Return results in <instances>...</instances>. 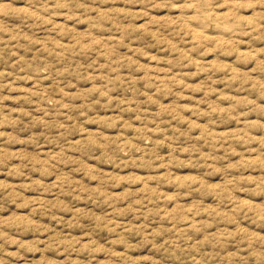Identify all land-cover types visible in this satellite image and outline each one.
Returning <instances> with one entry per match:
<instances>
[{"label": "rangeland", "instance_id": "374dc122", "mask_svg": "<svg viewBox=\"0 0 264 264\" xmlns=\"http://www.w3.org/2000/svg\"><path fill=\"white\" fill-rule=\"evenodd\" d=\"M0 264H264V0H0Z\"/></svg>", "mask_w": 264, "mask_h": 264}, {"label": "bare ground", "instance_id": "6f19581e", "mask_svg": "<svg viewBox=\"0 0 264 264\" xmlns=\"http://www.w3.org/2000/svg\"><path fill=\"white\" fill-rule=\"evenodd\" d=\"M228 6H229V4H228ZM194 8H195V6H194ZM196 8H197V6H196ZM204 11V10H203ZM202 12V11H201ZM194 13V12H193ZM207 13H209L208 11H207ZM200 14V13H199ZM196 15V14H195ZM221 15V14H220ZM220 15H219V17H220ZM210 17H211V15H210ZM187 18V17H186ZM196 18V17H195ZM217 20V19H216ZM188 22V21H187ZM223 27V26H222ZM195 31H197L196 29H195Z\"/></svg>", "mask_w": 264, "mask_h": 264}]
</instances>
